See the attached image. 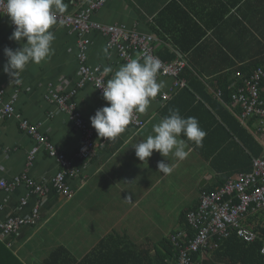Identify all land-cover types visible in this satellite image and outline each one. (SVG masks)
I'll return each instance as SVG.
<instances>
[{
    "label": "crops",
    "instance_id": "1",
    "mask_svg": "<svg viewBox=\"0 0 264 264\" xmlns=\"http://www.w3.org/2000/svg\"><path fill=\"white\" fill-rule=\"evenodd\" d=\"M88 1L64 0L66 13L86 9ZM93 21L156 37L155 53L160 59L187 60L182 78L192 88L189 85L188 91L173 93L175 79L160 76L158 80L165 82V88L149 110L140 114L146 122L144 128L137 130L130 125L114 142L99 137L95 130V156L81 163L78 173L67 179L73 191L71 199L57 192L37 198L26 185L0 189L2 219L29 217L40 205V219L34 226L22 228L6 243L0 239L22 264H43L61 247L80 263L109 235L121 239L118 242L124 249L145 245L151 249L184 230L186 214L198 208L204 191L216 187L221 177L219 169L226 173L231 165L225 158L212 165L225 150L222 148L231 144L224 111L241 123L230 109L233 90L223 92L221 86L228 82L232 85L239 71L249 72L264 63V0H105ZM13 31L9 19L0 14V89L5 91L6 102L15 107L11 117L0 113V179L11 183L15 177L27 174L38 182L50 183L60 171L59 164L46 150L30 163L35 141L22 129L21 122L27 120L39 126L60 151L73 159L82 144V132L50 101L51 95L70 96L69 101L76 104L89 126L90 117L107 102L92 85L71 95L81 79V36L63 26L56 30L51 59L29 65L21 74L23 83H13L4 72V49L22 47L10 39ZM82 38L87 41L88 66H100L103 73L104 66L114 72L126 64L115 48L109 49L111 59L105 57L102 49L108 46V39L102 33L92 32ZM137 55L133 52L135 58ZM104 77L107 81L111 74ZM163 94H172V99L164 102ZM174 109L182 117L198 119L207 133L203 146L189 142L193 151L184 161L171 155L164 158L158 152L148 163L140 161L132 147L154 135L153 125ZM248 123V127L241 125L258 141L256 123ZM130 136L132 139L125 143ZM181 138L186 139L183 134ZM160 161L176 165L171 175L159 172ZM162 232L166 235L160 238ZM6 259L7 255L0 253V264ZM11 260L9 264H14ZM70 262L60 257L56 264Z\"/></svg>",
    "mask_w": 264,
    "mask_h": 264
},
{
    "label": "built area",
    "instance_id": "2",
    "mask_svg": "<svg viewBox=\"0 0 264 264\" xmlns=\"http://www.w3.org/2000/svg\"><path fill=\"white\" fill-rule=\"evenodd\" d=\"M71 1L80 3L83 0ZM88 2L89 6L86 9L73 14L64 13L58 17V26L67 27L81 36L79 41L81 79L77 89L71 95L89 85L95 87L103 95V90L100 87L106 83V79L101 67H90L86 64L87 41L82 37L92 32H99L107 37L108 45H111L110 48L117 49L126 63L135 58L133 52H137L141 56L147 54L158 58L161 63L158 79L160 76L174 78L173 93L188 88L187 81L182 78V74L188 66L184 57L165 62L155 53L156 37L93 21V15L102 7L105 0H89ZM0 14H5L4 3H0ZM5 16L14 29L15 26L10 18ZM236 78V81L231 85L233 93L230 98V109L246 127L250 120L256 123L255 137L264 146V65L254 69L248 76L239 71ZM172 94H163L162 100L170 101ZM219 95L221 96V93ZM50 98L52 103H56L63 112L71 117L82 132V144L78 152L73 159H69L40 131L39 126L23 120L21 122L22 129L35 141V147L29 156L30 163L34 161L35 156L41 150H46L58 162L60 171L50 183L38 182L27 174L15 177L11 183L0 179V189L9 190L26 185L32 189L37 198L45 197L53 192H57L67 199L73 197V191L68 186L67 179L78 173L81 163H85L95 156L97 151L95 129L87 125L76 104L69 101L70 96L54 93ZM0 113L8 117L15 113L13 103L6 102L4 89H0ZM131 125L139 130L144 128L146 122L140 114H137ZM24 203L26 202L24 201ZM261 211H264V155L253 158L250 172L229 178L222 187L215 191L202 193L198 208L190 211L187 215V222L191 229L189 231L179 230L169 238L178 251L175 263L202 264L201 261L206 258L209 252L219 249L222 242L233 236L238 237L246 244L254 243L260 237L247 222L250 217ZM39 219V204L35 206L29 217L11 216L7 219L0 217V239L6 243V240L11 236L17 234L24 227L34 226ZM261 253L264 255V245ZM197 254L201 261L195 259Z\"/></svg>",
    "mask_w": 264,
    "mask_h": 264
},
{
    "label": "clouds",
    "instance_id": "3",
    "mask_svg": "<svg viewBox=\"0 0 264 264\" xmlns=\"http://www.w3.org/2000/svg\"><path fill=\"white\" fill-rule=\"evenodd\" d=\"M5 4V14L15 26L10 37L22 44L15 51L5 48L7 64L4 72L13 78V83L21 85V74L29 65L47 63L55 54L53 47L58 28V17L67 12L68 5L64 0H0ZM26 41V43H24ZM111 45L102 51L111 59ZM161 63L152 55H137L113 72L110 66H104L103 75L111 78L100 87L103 90L106 106L98 109L90 117L91 126L101 138L114 142L126 133L134 123L137 114H145L152 102L162 93L165 82L158 80ZM154 135L136 143V157L147 162L154 152L161 156H172L184 161L193 151L189 142L196 147L203 146L207 133L201 128L194 116L182 117L178 109L170 110L153 125ZM183 134L184 138H181ZM132 137H128V143ZM160 173L171 175L176 165L160 161L157 165Z\"/></svg>",
    "mask_w": 264,
    "mask_h": 264
},
{
    "label": "trees",
    "instance_id": "4",
    "mask_svg": "<svg viewBox=\"0 0 264 264\" xmlns=\"http://www.w3.org/2000/svg\"><path fill=\"white\" fill-rule=\"evenodd\" d=\"M262 65H264V63ZM253 70L249 72H240L248 76ZM230 84L231 82H228L225 87L221 86V90L231 93L232 88ZM189 85L190 87L192 86V84ZM188 88L182 91H188ZM223 114L225 115V118L223 116L224 121L231 130V144L230 146L222 148L225 150L219 154V157H217L218 159H216L212 165L215 166L217 160L221 162L223 158L228 159L231 165L228 168L229 172L227 171L225 173L222 168L219 169L221 177L217 178L218 184L214 189H209L208 192L215 191L222 187L225 182L235 174L250 172L252 170L253 158L263 157L264 155V146L260 144L232 114L227 113V111H224ZM188 213L186 214L184 229L189 231L191 228L187 222ZM247 224L253 227L260 239H257L252 244H246L238 237L233 236L229 240L222 242L219 249L209 252L203 261H201L198 254L195 255V259L201 261L202 264H264V255L261 253L264 245V211L250 217ZM118 240L121 239L113 235L107 236L101 241L98 247L80 263H76L70 253L65 248L61 247L55 250L43 264H56L60 257L70 259L71 262L69 264H176L178 251L169 240L162 242L160 245H154L151 249H148L147 245L124 249L122 248V243L118 242ZM0 253L7 255L5 264H9L11 259L14 264H22L1 241Z\"/></svg>",
    "mask_w": 264,
    "mask_h": 264
},
{
    "label": "rangeland",
    "instance_id": "5",
    "mask_svg": "<svg viewBox=\"0 0 264 264\" xmlns=\"http://www.w3.org/2000/svg\"><path fill=\"white\" fill-rule=\"evenodd\" d=\"M165 235H166V234L162 232L160 238L163 237V236H165ZM153 240H154V238H153Z\"/></svg>",
    "mask_w": 264,
    "mask_h": 264
}]
</instances>
